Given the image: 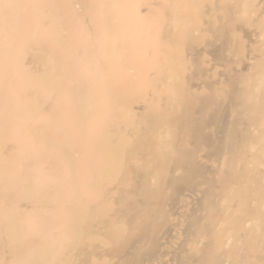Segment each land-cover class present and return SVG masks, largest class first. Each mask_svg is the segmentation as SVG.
Instances as JSON below:
<instances>
[{
    "label": "bare ground",
    "instance_id": "1",
    "mask_svg": "<svg viewBox=\"0 0 264 264\" xmlns=\"http://www.w3.org/2000/svg\"><path fill=\"white\" fill-rule=\"evenodd\" d=\"M0 264H264V0H0Z\"/></svg>",
    "mask_w": 264,
    "mask_h": 264
}]
</instances>
